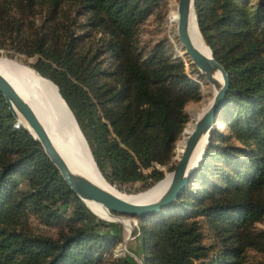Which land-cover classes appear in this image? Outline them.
<instances>
[{
  "label": "trees",
  "instance_id": "obj_1",
  "mask_svg": "<svg viewBox=\"0 0 264 264\" xmlns=\"http://www.w3.org/2000/svg\"><path fill=\"white\" fill-rule=\"evenodd\" d=\"M68 1L0 0V47L15 40L36 56L33 69L57 86L99 172L120 190L141 182V191L164 178L153 164L175 157L185 107L201 100L181 59L139 46L140 26L150 14L162 18L167 0H72L66 14ZM38 10L45 23L29 30ZM70 14L68 24L59 20ZM194 14L198 40L229 77L221 126L178 198L135 218L131 236L141 264H264L252 256L264 259V229L254 226L264 219V0H194ZM87 206L0 93V264H136L113 254L122 237L106 229L115 224ZM32 216L56 237L35 233Z\"/></svg>",
  "mask_w": 264,
  "mask_h": 264
},
{
  "label": "water",
  "instance_id": "obj_2",
  "mask_svg": "<svg viewBox=\"0 0 264 264\" xmlns=\"http://www.w3.org/2000/svg\"><path fill=\"white\" fill-rule=\"evenodd\" d=\"M176 10L178 16L177 34L180 42L185 47L186 54L190 58L191 63L206 77V79L209 82L215 84L217 91L210 107L197 120L193 130L188 135L182 154L172 171V177L169 185L162 195L153 202L145 204L129 202L103 189L102 187H99L83 174L74 171L52 142L46 129L40 122L38 116L30 104H28V102H26L10 85V83L0 74V93L4 97L10 112L17 119L18 124L22 125L32 135V137L40 143L44 153L56 167L70 190L84 203L85 201H93L101 204L106 210L116 216L130 217L135 224V218L137 217L159 213L162 208H165L174 202L180 195L181 191L185 188L198 163L200 162L205 148H203L199 158L193 161L194 152L197 149L199 142L204 137V147H206L211 133L219 122L220 110L224 104L226 93L229 87L228 74L225 68L214 59L210 48L207 47L208 54H206L195 48L190 40V19H193L197 25L194 14V0H178ZM216 72H219L221 82L215 78ZM58 95L60 96L59 92ZM61 100L65 102L62 97ZM67 109L69 112H71L68 106ZM19 117H21L26 122L27 126L33 131L34 134H32V132H30V130L22 123ZM131 234L132 228L129 232V237Z\"/></svg>",
  "mask_w": 264,
  "mask_h": 264
},
{
  "label": "rangeland",
  "instance_id": "obj_3",
  "mask_svg": "<svg viewBox=\"0 0 264 264\" xmlns=\"http://www.w3.org/2000/svg\"><path fill=\"white\" fill-rule=\"evenodd\" d=\"M72 0H69L67 3V6H64L66 14H69V4ZM177 2L178 0H167L166 6H165V13L162 18L156 17L154 14H150L147 18V20L140 26L139 28V46L144 51L145 56L148 54L149 51H151L156 45H160L164 52L173 58H179L183 62L184 65V72L185 74L191 78L194 82L197 83L199 87V91L201 92V100L198 102L190 101L187 103L185 107V112L189 116L188 123L184 127L181 135L179 136V139L175 146V157L171 159V162L168 165H160L157 163H154V167L162 170L164 172V178L167 174H170L172 171H169V166H172L175 162L178 161L180 158L184 144L187 140V137L189 135V132L191 131L193 125L197 122L199 119V115L202 111H204L209 104L212 95L214 93V90L212 88V85L207 82L203 83V80L206 79V77L191 63V60L188 56H185V58L181 57L179 54L178 46H181L180 49L185 51V48L181 45L179 38H177ZM65 14V15H66ZM61 15L59 17V20L68 24L69 20L74 17L73 14H70L69 18H65ZM46 13L43 10H38L35 12L33 16L29 17V21L25 22V26L29 30H37L41 26V24L45 23ZM82 19L80 18V21ZM74 28V27H73ZM75 31V29H73ZM79 34V32H76ZM200 33V32H199ZM202 37V36H201ZM204 41V40H203ZM4 46L0 47V56L7 58L9 60H14L23 66H26L28 68L33 69L32 64L36 61V56L28 57L24 53H21L17 51L13 47L12 42H16L15 40L12 42L9 41H3ZM89 42H93V40H89ZM205 43V42H204ZM96 44V42H95ZM197 70H196V69ZM34 70V69H33ZM35 71V70H34ZM218 127L221 126V123L218 122ZM149 170H144V172H148ZM163 178V179H164ZM161 179L160 181H162ZM160 181H157L150 187L143 189L141 191L140 188L143 183L137 182L133 185L128 186H122L121 190L116 187L115 185L111 184L114 189L119 191L122 194H139L143 193L153 186H155ZM138 191V192H134ZM132 192V193H129ZM62 209L65 211V214L68 215L70 213V206H62ZM89 209H91L89 207ZM92 210V209H91ZM93 211V210H92ZM94 212V211H93ZM95 213V212H94ZM96 214V213H95ZM97 215V214H96ZM98 216V215H97ZM110 216V217H109ZM107 217H100L105 219V221L109 223H114L115 225H111L106 229V231H111L119 236L122 237V242L117 244L113 249L114 255H122L124 253L128 254L133 261L136 264H141L140 257H141V245L140 240L136 236H130L129 232L131 231V228L136 225L134 221L130 217H120L116 216L113 213H110V215ZM203 222V219H200ZM30 224L33 229V231L37 234H43V235H49L56 237L57 230L50 226L44 224L40 219H37L36 217L32 216L30 218ZM254 226L258 229H264V219L260 222H256ZM203 232H204V243L210 244L212 242V235L209 232L207 226L203 224ZM255 260H257L260 263L264 262V259L257 254L252 255Z\"/></svg>",
  "mask_w": 264,
  "mask_h": 264
},
{
  "label": "bare ground",
  "instance_id": "obj_4",
  "mask_svg": "<svg viewBox=\"0 0 264 264\" xmlns=\"http://www.w3.org/2000/svg\"><path fill=\"white\" fill-rule=\"evenodd\" d=\"M189 36L195 48L208 54V46L202 44L198 40L193 19H190L189 22ZM181 45L183 46L182 43ZM0 74L10 83L16 92H18V94L26 102H28V104H30L38 116L40 122L46 129L52 142L74 171L83 174L99 187H102L114 195H117L132 203L145 204L153 202L157 200L166 190L170 183L172 172L165 180L141 194H122L114 189V187L107 182V180L101 173H99L98 169L96 168L94 159L90 154V149L84 139V136L80 132L79 128H77L78 126L75 122V118L73 117V114L67 109V104L63 102L61 100V96L58 95L59 90H57L56 85L51 80L41 76L33 69L23 66L14 60H9L1 56ZM215 78L221 82L219 72L215 73ZM209 83L212 85L214 93L206 109L200 113L198 118H200L208 110L217 91L215 84L211 82ZM19 118L22 123L30 130V132L34 134L33 131L27 126L26 122L21 117ZM194 126L195 124L193 125L191 131L193 130ZM204 145L205 137L199 142L198 147L194 152L193 161L199 158L203 148H205ZM85 204L88 205L98 215V217H107L111 213L101 204L96 202L85 201Z\"/></svg>",
  "mask_w": 264,
  "mask_h": 264
}]
</instances>
